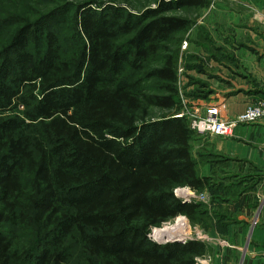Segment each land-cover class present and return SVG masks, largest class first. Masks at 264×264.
<instances>
[{"label": "trees", "instance_id": "obj_1", "mask_svg": "<svg viewBox=\"0 0 264 264\" xmlns=\"http://www.w3.org/2000/svg\"><path fill=\"white\" fill-rule=\"evenodd\" d=\"M208 3L81 0L22 17L0 6V26L13 20L0 38V227L29 231L20 241L26 233L0 228V264H196L211 251L148 236L178 215L201 225L208 215L174 193L212 189L198 157L222 156L194 155L199 136L177 115L172 48L191 21L170 13ZM196 82L185 95L207 98L210 84Z\"/></svg>", "mask_w": 264, "mask_h": 264}, {"label": "rangeland", "instance_id": "obj_2", "mask_svg": "<svg viewBox=\"0 0 264 264\" xmlns=\"http://www.w3.org/2000/svg\"><path fill=\"white\" fill-rule=\"evenodd\" d=\"M79 1L81 0H21L20 3L16 4L13 0H0V6L10 12L11 17L14 15L22 17L27 14V16H34L38 12L52 10L59 5L65 6L66 4L68 6V2L75 4ZM110 1L120 3L131 10L140 11L147 7L156 6L160 0ZM218 1L208 0V5L203 7H184L170 11L172 14L188 18L191 21L189 29L181 35L182 37L180 36L181 40L178 43L176 42L177 45L172 48V50H177V86L179 89V100L181 99L182 104V108L177 114H184L189 122L195 116L203 115L204 107L212 103L214 99L211 97L214 95H210L207 98H193L186 96L185 93H190L200 87L199 82H196L200 79L198 69H202V72L205 69V65H202L206 58L205 46L207 44L209 50H211L210 46L212 43L204 41L203 45H201L198 38L201 36L205 39L206 32L202 26L216 20L217 17L211 6L216 5ZM2 7L0 9H3ZM12 22L13 20H10L5 23V27L0 26V38L3 35V30L12 28ZM190 42H193L191 47ZM201 46H204V51L201 50L200 52ZM212 82L211 86L215 89L216 79L213 78ZM198 136L193 142L192 151L194 155L201 150L204 153L207 151L217 152L222 156L212 158L216 163H205L203 159L198 157L199 173L210 175L213 187L200 192L193 191L186 186L177 187L174 189V193L184 201L201 202L204 205L203 208L208 212L207 217H204L206 222L203 225L200 223L194 224L185 215H178L164 222L159 227H152L148 236L152 240L159 242L184 241L192 238L208 242L212 246L211 251L205 256L196 258V264H244L246 249L249 244L253 243L251 235L254 228H264V164L263 162L255 164V167L251 165L252 163L248 165L247 162L214 149L211 146L212 143L207 141L212 136ZM226 156L230 159L225 160ZM240 166L243 168L240 169ZM205 168L206 171L208 168L207 174L205 173ZM219 184L223 186L220 187ZM177 217L181 218L179 223L184 222L186 226L184 233H180L178 230L180 224H177ZM214 220H218V222ZM163 226L173 230V236L159 239L155 229ZM0 228H10L18 237L26 233L25 237H20V241H25L29 237V231H24L18 226L3 224ZM222 251L227 254V258L223 259L224 262L221 257ZM19 264L26 263L22 261Z\"/></svg>", "mask_w": 264, "mask_h": 264}, {"label": "crops", "instance_id": "obj_3", "mask_svg": "<svg viewBox=\"0 0 264 264\" xmlns=\"http://www.w3.org/2000/svg\"><path fill=\"white\" fill-rule=\"evenodd\" d=\"M211 7L217 18L202 26L206 38H198L201 45L212 43L211 50L207 44L205 51L204 46L199 49L206 53L199 77L210 84L213 102H223L226 115L232 117L254 99L264 98V0H219ZM212 137L207 141L217 151L264 164V118L238 125L232 136ZM251 236L244 264H264V228H254ZM221 254L223 261L227 254Z\"/></svg>", "mask_w": 264, "mask_h": 264}, {"label": "built area", "instance_id": "obj_4", "mask_svg": "<svg viewBox=\"0 0 264 264\" xmlns=\"http://www.w3.org/2000/svg\"><path fill=\"white\" fill-rule=\"evenodd\" d=\"M261 118H264V98L254 99L242 112L232 117L226 115L223 102H212L204 107L203 115L190 120V126L197 135L229 137L238 125L250 124Z\"/></svg>", "mask_w": 264, "mask_h": 264}, {"label": "bare ground", "instance_id": "obj_5", "mask_svg": "<svg viewBox=\"0 0 264 264\" xmlns=\"http://www.w3.org/2000/svg\"><path fill=\"white\" fill-rule=\"evenodd\" d=\"M176 220L178 221L177 224L179 225L180 224L179 221H181V218L180 217H177ZM185 227L186 226H185L184 222H181V224L178 226L179 232L180 233H182V232L184 233ZM155 231H156L157 237L159 239H162V238H164L166 236H173V233H172L173 230H171L170 228H167L165 226L160 227V228H156Z\"/></svg>", "mask_w": 264, "mask_h": 264}]
</instances>
